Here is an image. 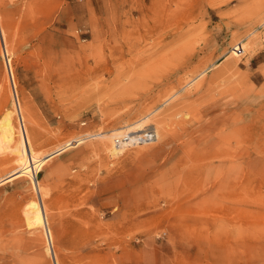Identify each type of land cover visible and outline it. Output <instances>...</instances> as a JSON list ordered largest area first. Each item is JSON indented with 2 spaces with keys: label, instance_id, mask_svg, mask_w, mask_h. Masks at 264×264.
Segmentation results:
<instances>
[{
  "label": "rangeland",
  "instance_id": "374dc122",
  "mask_svg": "<svg viewBox=\"0 0 264 264\" xmlns=\"http://www.w3.org/2000/svg\"><path fill=\"white\" fill-rule=\"evenodd\" d=\"M0 23L34 150L64 147L38 173L60 264H264V0H0ZM31 181L0 184V264H54Z\"/></svg>",
  "mask_w": 264,
  "mask_h": 264
},
{
  "label": "bare ground",
  "instance_id": "6f19581e",
  "mask_svg": "<svg viewBox=\"0 0 264 264\" xmlns=\"http://www.w3.org/2000/svg\"><path fill=\"white\" fill-rule=\"evenodd\" d=\"M2 23H0V34H1V39H2V42H3V46H4V58L3 60L5 59L6 61V64H5V61H4V64L6 65L7 67V72H9L10 74V77L13 81V86H14V95H15V99H14V106H15V110H16V114H17V117H18V120H19V136L20 139L18 141L19 145L20 146H15L14 148V152H15V156L14 158H12L11 160H15L16 163H19V159L22 160V164L20 166H18L16 169L12 170L11 173L5 177L4 179L0 180V184H3L5 182H8V181H11L13 179H18L19 177L21 176H30L31 177V182H33V186H34V191H36V195H34L33 199L30 200L27 205V207L25 208V214H26V220L29 224L30 227H38V226H41L44 228L45 230V234H46V238H47V242H48V246H47V251L50 253L53 261H54V264H60L59 260H58V257H57V254H56V251L54 249V244H53V235H52V230L49 226V216H48V213H47V205L45 203V198L47 197V192L46 190L43 188V186H41V183H40V180H39V177L40 175L38 176V173L40 172L41 167L43 166L44 167V164L46 162L49 161L50 158H52L54 155L56 156V154L58 153H61L63 150H64V147H60L58 149H55L54 151H50V153L48 154H45L43 156H39L36 151L34 150V145L32 146L31 144V141L29 139V130L27 128V125L25 123V119H24V111H23V106H22V103L19 99V94H18V91H17V88H16V85H15V82H14V72H13V69H12V65H11V58H10V55H9V48H8V41H7V37H6V33L3 29V26L1 25ZM252 34V33H251ZM2 48V47H1ZM2 50V49H1ZM1 53H3V51H1ZM5 68V67H4ZM7 74V75H9ZM8 79V78H7ZM9 80V79H8ZM10 82V81H9ZM12 87V86H10ZM12 95V94H11ZM174 97V96H173ZM13 99V98H12ZM185 99V98H184ZM183 100V99H182ZM181 100V101H182ZM221 107V106H220ZM187 110V109H186ZM26 111H28V109H26ZM178 111V110H177ZM180 111H183V110H180ZM179 112V111H178ZM186 112V111H185ZM181 113V112H180ZM179 113V114H180ZM201 113V112H200ZM177 114V113H176ZM182 115V114H181ZM224 115V114H223ZM222 115V117H223ZM181 117V116H179ZM221 117V119H222ZM184 119L186 117H183ZM218 118V116H217ZM215 118V119H217ZM147 119V118H146ZM11 120V114L8 115V119L6 120L5 122V130L7 131V142L9 144H12V142L14 141L15 139V136H14V127H13V124L10 122ZM136 120H139V119H136ZM144 120V119H143ZM187 120V119H186ZM141 121V120H140ZM183 121V119H182ZM217 121V120H216ZM221 121V120H220ZM133 122V121H132ZM189 122V121H188ZM187 122V123H188ZM128 123V122H127ZM139 123V122H138ZM131 124V123H130ZM216 124V123H215ZM123 125V124H122ZM130 126H134V125H128L125 127H120L119 129H117L116 131H114V133L116 132L117 134H120L122 131H125L127 128H129ZM168 126V125H167ZM144 127V126H143ZM142 127V128H143ZM189 127V125L187 126ZM131 128V127H130ZM151 129V126L149 127ZM154 128V127H153ZM136 129V127H135ZM140 130V129H139ZM144 130V129H143ZM153 130V129H152ZM113 131V130H112ZM141 131V130H140ZM111 132V131H110ZM127 132V131H126ZM133 132V131H131ZM130 132V133H131ZM160 132V130L158 131ZM124 133V132H123ZM128 133V132H127ZM157 133V132H156ZM99 135L101 136H105V134H103L102 132L98 133ZM97 134V135H98ZM109 134V133H108ZM125 134V133H124ZM136 134V133H135ZM208 134V133H207ZM132 135V133H131ZM158 135V134H157ZM112 136H113V132H112ZM135 136V135H133ZM118 137H121V136H118ZM111 139V138H110ZM110 139H107V141L104 143H106V147L109 148L111 147V150L114 154L118 153L121 148L118 146L117 144V148L115 146H113V143H111V140ZM105 140V139H104ZM157 140V139H156ZM115 141V140H113ZM116 142V141H115ZM150 143V142H149ZM15 144V142H14ZM115 145V144H114ZM121 146V145H120ZM128 146V145H127ZM132 146V145H131ZM135 146V145H133ZM138 146V144L136 145ZM20 147V148H19ZM34 147V148H33ZM119 147V149H118ZM129 147V146H128ZM105 148V147H104ZM123 148V146H122ZM127 148V147H126ZM36 149V148H35ZM106 149V148H105ZM217 149V147H216ZM110 150V149H109ZM119 150V151H118ZM123 150V149H122ZM145 151V150H144ZM109 152V151H108ZM111 152V151H110ZM121 154V153H120ZM20 156V157H19ZM221 157V156H220ZM213 158V157H212ZM216 158V157H215ZM210 159V158H209ZM208 162L211 161L210 160H207ZM253 161H257L256 159H254ZM212 162V161H211ZM208 166V165H207ZM27 178V177H26ZM22 179V178H21ZM41 179V177H40ZM49 191V190H48ZM49 193V192H48ZM25 217V216H24ZM25 220V221H26ZM48 253V254H49Z\"/></svg>",
  "mask_w": 264,
  "mask_h": 264
},
{
  "label": "built area",
  "instance_id": "2783aa9c",
  "mask_svg": "<svg viewBox=\"0 0 264 264\" xmlns=\"http://www.w3.org/2000/svg\"><path fill=\"white\" fill-rule=\"evenodd\" d=\"M243 49L239 48V53H242ZM157 138V133L155 130H146L143 133L132 136L130 134H126L122 137L116 138V143L118 145L127 146V145H136L143 144L147 142H151Z\"/></svg>",
  "mask_w": 264,
  "mask_h": 264
}]
</instances>
